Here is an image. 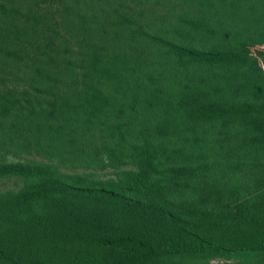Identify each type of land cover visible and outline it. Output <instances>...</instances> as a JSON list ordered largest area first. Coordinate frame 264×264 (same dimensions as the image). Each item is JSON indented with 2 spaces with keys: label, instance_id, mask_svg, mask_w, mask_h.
I'll use <instances>...</instances> for the list:
<instances>
[{
  "label": "trees",
  "instance_id": "obj_1",
  "mask_svg": "<svg viewBox=\"0 0 264 264\" xmlns=\"http://www.w3.org/2000/svg\"><path fill=\"white\" fill-rule=\"evenodd\" d=\"M126 1L0 0V264L264 252V0Z\"/></svg>",
  "mask_w": 264,
  "mask_h": 264
},
{
  "label": "rangeland",
  "instance_id": "obj_2",
  "mask_svg": "<svg viewBox=\"0 0 264 264\" xmlns=\"http://www.w3.org/2000/svg\"><path fill=\"white\" fill-rule=\"evenodd\" d=\"M86 2H94L95 0H85ZM179 1V0H178ZM172 3V0H128L123 3L124 6L131 8V13L133 15H140L139 20L144 22L151 21L152 26L160 27L163 26V14L169 8V4ZM175 11L179 10L178 7L174 8ZM141 12V13H140ZM161 25V26H160ZM242 38H250L254 42L264 43V28H259L255 32H245L239 34V42ZM251 52L259 57L256 52L249 48ZM27 80V79H26ZM28 81V80H27ZM18 83L17 89L25 88L28 90L27 84ZM33 159L35 161H41V159L33 154H24V153H16L15 156L7 155L5 156L4 160L6 162H15V161H24ZM124 169H133L130 166L124 167ZM63 173L73 174V173H82L84 172L81 169L76 170H67V169H60ZM97 176L104 180L107 178H111V170H103L97 171ZM21 187V182L19 179L15 177H4L0 178V192L4 191H12L16 192ZM208 264H264V252L260 253H243L240 255H236L231 257L229 260H222V259H211L208 261Z\"/></svg>",
  "mask_w": 264,
  "mask_h": 264
}]
</instances>
